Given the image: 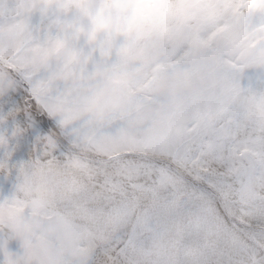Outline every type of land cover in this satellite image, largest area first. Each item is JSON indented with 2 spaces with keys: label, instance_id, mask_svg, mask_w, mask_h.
<instances>
[{
  "label": "snow or ice",
  "instance_id": "6c2138e0",
  "mask_svg": "<svg viewBox=\"0 0 264 264\" xmlns=\"http://www.w3.org/2000/svg\"><path fill=\"white\" fill-rule=\"evenodd\" d=\"M147 11L142 54L100 81L46 69L69 38L43 0H0V125L20 103L50 133L14 169L23 130L0 134V264H264V0Z\"/></svg>",
  "mask_w": 264,
  "mask_h": 264
},
{
  "label": "clouds",
  "instance_id": "9594fccd",
  "mask_svg": "<svg viewBox=\"0 0 264 264\" xmlns=\"http://www.w3.org/2000/svg\"><path fill=\"white\" fill-rule=\"evenodd\" d=\"M150 5L151 0H43L48 27L69 38L66 46L50 54L52 62L46 69L55 67L57 61L76 71L91 67L103 81L105 65L113 57L125 65L134 62L146 38L155 34V21L147 11Z\"/></svg>",
  "mask_w": 264,
  "mask_h": 264
},
{
  "label": "rangeland",
  "instance_id": "374dc122",
  "mask_svg": "<svg viewBox=\"0 0 264 264\" xmlns=\"http://www.w3.org/2000/svg\"><path fill=\"white\" fill-rule=\"evenodd\" d=\"M38 19V18H37ZM16 112L14 118L9 117L7 120V125H0V134H11L12 130L20 127L23 130L21 136L15 138V143L13 145V151L11 158L8 160V166L10 169H14L18 167L21 163H27L29 159L32 157L31 151L22 152L21 146L25 143L29 144L30 146L34 147L36 145V141L38 137H43L49 135V130L46 128H25L22 117L24 113L22 111V104L18 103L17 105L13 106ZM13 108H5L0 105V116L6 115L8 112L12 111ZM4 159V153L0 150V161ZM14 183H15V173L5 178L3 173H0V199L9 197L13 190H14ZM12 251L17 250V245L15 243L11 246Z\"/></svg>",
  "mask_w": 264,
  "mask_h": 264
}]
</instances>
